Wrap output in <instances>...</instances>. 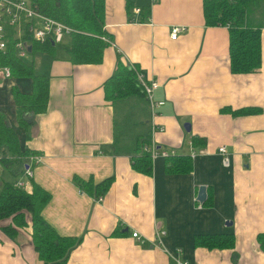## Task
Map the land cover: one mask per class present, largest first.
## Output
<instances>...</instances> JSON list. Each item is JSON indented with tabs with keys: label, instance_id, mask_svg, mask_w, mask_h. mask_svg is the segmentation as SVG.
Wrapping results in <instances>:
<instances>
[{
	"label": "crops",
	"instance_id": "1",
	"mask_svg": "<svg viewBox=\"0 0 264 264\" xmlns=\"http://www.w3.org/2000/svg\"><path fill=\"white\" fill-rule=\"evenodd\" d=\"M172 25L186 27L174 40ZM104 29L109 42L98 64H73L65 51L42 58L49 63L42 74L49 78L48 106L32 117L28 138L17 123L12 87L29 93L31 81L0 75V110L21 145L40 155L24 190L35 183L49 192L42 217L79 240L61 264H169L153 245L155 227L165 232V247L179 248L191 264H264L257 241L264 232V27L260 67L244 74L230 71L228 29L205 24L203 0H104ZM119 60L159 83L153 100L164 104L153 119L147 101L119 107L105 99L104 83ZM243 108L257 110L231 113ZM151 121L164 126L153 136L157 146L190 158L191 170L170 172L162 156L149 174L132 167L135 138L150 135ZM195 137L205 142L194 146ZM75 175L94 183L112 177L102 202L81 193ZM0 177L10 179L3 168ZM200 186L203 203L196 200ZM8 223L0 222V264H44L31 229L10 237L1 230ZM230 233L234 249L194 246L196 235Z\"/></svg>",
	"mask_w": 264,
	"mask_h": 264
},
{
	"label": "trees",
	"instance_id": "2",
	"mask_svg": "<svg viewBox=\"0 0 264 264\" xmlns=\"http://www.w3.org/2000/svg\"><path fill=\"white\" fill-rule=\"evenodd\" d=\"M38 10L74 29L65 36L61 43L47 39L43 43L34 42L26 25H23L22 39L31 44V52L42 51L54 55L57 44L73 64H98L102 61L107 42L102 37L108 34L104 29V0H30ZM203 15L207 26H226L229 38L230 71L233 74L256 72L261 64V29L264 27V0H203ZM6 47L0 50V65L9 67L11 77H25L31 81V92H22L13 85L12 97L18 125L26 131L33 124L32 117L43 113L48 106L49 78L38 74L32 64L19 57L15 44L18 37L16 28L6 25ZM109 39V38H108ZM53 43V44H52ZM135 64H122L120 60L116 69L104 83L105 99L121 107L123 102L133 104L135 99L147 101L144 91L137 79ZM134 100V101H133ZM136 103V102H135ZM255 108L231 110L234 115L255 113ZM27 114H31L28 117ZM120 122V120H119ZM197 140L199 141L197 143ZM205 142L195 137L192 145ZM150 143V135L136 136L133 153L130 156L132 167L149 174L152 171V158L143 146ZM37 154L27 146L21 145L16 131L8 124L6 115L0 110V167L7 171L10 179L0 177V222L10 220V224L1 230L10 237L16 235L15 226L26 225L30 217L31 243L38 258L44 264H61L67 259L68 252L79 240L74 236H62L57 233L41 214L51 195L38 184L33 183L28 193L23 188L14 186V179L19 177L26 166L28 156ZM167 170L186 172L191 170L190 158L170 154L165 157ZM78 190L93 199L103 197L107 192L112 177L97 183L91 178L83 179L73 176ZM17 228V227H16ZM257 241L264 250V232L257 234ZM194 246L209 249H234L235 237L230 234H199L194 237ZM234 259L237 254L233 252Z\"/></svg>",
	"mask_w": 264,
	"mask_h": 264
},
{
	"label": "built area",
	"instance_id": "3",
	"mask_svg": "<svg viewBox=\"0 0 264 264\" xmlns=\"http://www.w3.org/2000/svg\"><path fill=\"white\" fill-rule=\"evenodd\" d=\"M139 11V8L134 9V12L136 13H139ZM6 25L14 26L16 28L15 35L18 37V40L15 44V47L18 56L21 58H24L29 53L27 46L31 45L21 37L23 25H26L31 39L34 42L39 43H43L47 39L51 40L53 43H61L65 36L74 32V29L71 26H68L41 13L36 5H32L30 0H0V50H4L6 47ZM185 30V26L172 25L170 27L169 37L174 40ZM102 39L106 42H109L107 37H102ZM136 74L138 82L141 85L147 99L151 118L153 119L158 108L164 104V101L153 100V92L159 86V83L155 79H145L138 70ZM0 75L4 78L11 77V71L9 67L0 65ZM163 131L164 126L151 121L150 143L144 145L143 150L149 152L152 160L158 156L166 157L172 154L159 148L153 140L155 133ZM218 152L222 156L223 164L228 165L230 158L227 154L226 148L221 146L218 148ZM25 160L26 166L24 168L23 174L14 180V186L23 189L24 183L28 182L32 177L33 167L40 162V155L32 154L25 158ZM93 200L95 202H102L103 197L95 198ZM164 235L165 232L161 228L155 227L153 233V245L160 248L168 256L169 264H191L188 260L179 256L181 252L179 248L169 250L165 247L163 243ZM131 236L141 243L144 242L143 238L137 232H132Z\"/></svg>",
	"mask_w": 264,
	"mask_h": 264
},
{
	"label": "rangeland",
	"instance_id": "4",
	"mask_svg": "<svg viewBox=\"0 0 264 264\" xmlns=\"http://www.w3.org/2000/svg\"><path fill=\"white\" fill-rule=\"evenodd\" d=\"M62 52H64L63 50V46L62 44H57V48H56V57H59ZM35 55V60L38 61L37 64L33 65L35 68L34 70L36 71V73H40V74H44V72L49 68V63L46 62L45 60H43L42 58L44 56H52L51 54H48V53H43V52H37L36 54H32V53H28L24 58L23 60L26 61L27 63H31L32 64V56ZM119 115H120V111L118 112V118H119ZM10 220H9V224H10ZM30 217L29 215L26 217V225L24 226H15L14 228L16 229V233H19L20 231H26V232H30ZM17 227V228H16Z\"/></svg>",
	"mask_w": 264,
	"mask_h": 264
},
{
	"label": "water",
	"instance_id": "5",
	"mask_svg": "<svg viewBox=\"0 0 264 264\" xmlns=\"http://www.w3.org/2000/svg\"><path fill=\"white\" fill-rule=\"evenodd\" d=\"M27 50H28V52L31 51V45L27 46ZM184 128L186 129V131H189L190 125L188 123H186V124H184ZM205 199H206V188L204 186H200L198 189L196 200L199 203H203ZM228 223L230 224V222H228Z\"/></svg>",
	"mask_w": 264,
	"mask_h": 264
}]
</instances>
